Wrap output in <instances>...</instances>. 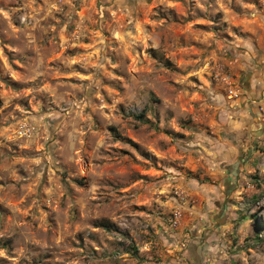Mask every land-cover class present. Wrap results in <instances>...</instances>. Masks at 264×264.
Listing matches in <instances>:
<instances>
[{"label": "rangeland", "instance_id": "1", "mask_svg": "<svg viewBox=\"0 0 264 264\" xmlns=\"http://www.w3.org/2000/svg\"><path fill=\"white\" fill-rule=\"evenodd\" d=\"M262 54L264 0H0V264H264Z\"/></svg>", "mask_w": 264, "mask_h": 264}, {"label": "crops", "instance_id": "2", "mask_svg": "<svg viewBox=\"0 0 264 264\" xmlns=\"http://www.w3.org/2000/svg\"><path fill=\"white\" fill-rule=\"evenodd\" d=\"M262 57V59H264V54H262ZM246 64L247 66L249 65L248 63ZM247 66L243 65L242 69L243 71H246L242 74L241 81H239L240 87L237 86L242 90V97L240 100L233 101V115H231L228 121H226L225 127V129L230 132L233 137L229 138L231 144L228 145L232 147V153H227L230 157L229 160L232 164H234L229 167L231 168L230 183L232 185L236 184L237 175L238 177L241 176L243 165H245V170L247 171L251 167H254L256 157L253 156L251 159H247L246 156H243V153L244 150L246 151V149L249 148L248 142H252L250 146L255 145L252 140L258 136V132L264 126V122H262L258 116L260 106L262 107V104L264 105V60L259 66L254 63H250V66H253L252 74L246 73L249 70ZM243 71L240 69V73ZM246 134L249 135V141L246 138H243ZM236 151L237 154L235 155L234 152ZM240 164H242V167L239 169ZM238 170H240L239 173H237Z\"/></svg>", "mask_w": 264, "mask_h": 264}, {"label": "built area", "instance_id": "3", "mask_svg": "<svg viewBox=\"0 0 264 264\" xmlns=\"http://www.w3.org/2000/svg\"><path fill=\"white\" fill-rule=\"evenodd\" d=\"M228 96L231 99H238L242 97V90L238 87L230 86L228 88Z\"/></svg>", "mask_w": 264, "mask_h": 264}]
</instances>
